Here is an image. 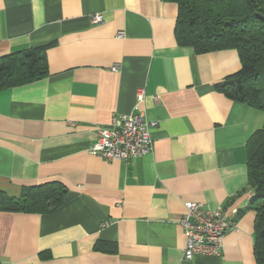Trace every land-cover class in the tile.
Masks as SVG:
<instances>
[{
  "label": "crops",
  "instance_id": "1",
  "mask_svg": "<svg viewBox=\"0 0 264 264\" xmlns=\"http://www.w3.org/2000/svg\"><path fill=\"white\" fill-rule=\"evenodd\" d=\"M177 13L170 0H0V56L44 47L47 67L0 89V194L66 188L48 212L0 209V264H256L246 143L264 111L217 89L237 51L178 44ZM137 110L156 121L151 151L89 150L98 127ZM186 201L236 208L219 254L184 258Z\"/></svg>",
  "mask_w": 264,
  "mask_h": 264
},
{
  "label": "trees",
  "instance_id": "2",
  "mask_svg": "<svg viewBox=\"0 0 264 264\" xmlns=\"http://www.w3.org/2000/svg\"><path fill=\"white\" fill-rule=\"evenodd\" d=\"M178 5L175 39L196 53L234 48L241 66L217 84L226 96L264 111V0H170ZM47 74L44 47L0 56V89ZM249 208L255 211L254 255L264 264V124L246 143ZM66 188L47 181L22 189L18 198L0 194V209L48 212L61 205Z\"/></svg>",
  "mask_w": 264,
  "mask_h": 264
},
{
  "label": "built area",
  "instance_id": "3",
  "mask_svg": "<svg viewBox=\"0 0 264 264\" xmlns=\"http://www.w3.org/2000/svg\"><path fill=\"white\" fill-rule=\"evenodd\" d=\"M92 22L101 20L99 13L91 15ZM119 33L118 36H122ZM117 70L116 66L112 67ZM136 109L143 102L146 94L143 87L135 91ZM156 121H149L142 110L130 114L113 115L107 127H98L97 138L89 150L102 158L128 160L141 156L152 147V128ZM185 211L178 223L183 228L185 245L183 256L191 259L197 254L216 255L223 248V238L227 231L233 228V220L228 216V210L236 213V208L207 209L196 201H186Z\"/></svg>",
  "mask_w": 264,
  "mask_h": 264
}]
</instances>
